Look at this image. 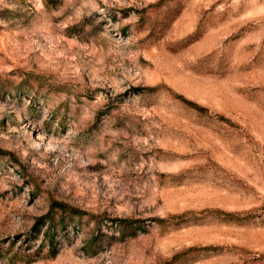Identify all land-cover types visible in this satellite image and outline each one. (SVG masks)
Segmentation results:
<instances>
[{
	"label": "rangeland",
	"instance_id": "374dc122",
	"mask_svg": "<svg viewBox=\"0 0 264 264\" xmlns=\"http://www.w3.org/2000/svg\"><path fill=\"white\" fill-rule=\"evenodd\" d=\"M0 264H264V0H0Z\"/></svg>",
	"mask_w": 264,
	"mask_h": 264
}]
</instances>
